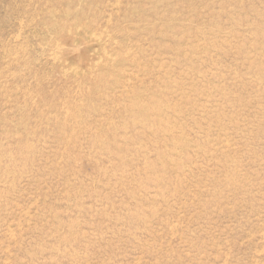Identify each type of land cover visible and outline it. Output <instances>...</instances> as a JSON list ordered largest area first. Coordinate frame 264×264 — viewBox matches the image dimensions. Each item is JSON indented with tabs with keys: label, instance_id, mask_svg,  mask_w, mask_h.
Segmentation results:
<instances>
[{
	"label": "rangeland",
	"instance_id": "374dc122",
	"mask_svg": "<svg viewBox=\"0 0 264 264\" xmlns=\"http://www.w3.org/2000/svg\"><path fill=\"white\" fill-rule=\"evenodd\" d=\"M0 264H264V0H0Z\"/></svg>",
	"mask_w": 264,
	"mask_h": 264
}]
</instances>
